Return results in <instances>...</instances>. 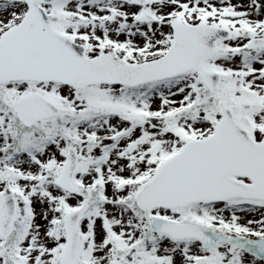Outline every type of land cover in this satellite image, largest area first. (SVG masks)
I'll list each match as a JSON object with an SVG mask.
<instances>
[{"label":"snow or ice","instance_id":"obj_1","mask_svg":"<svg viewBox=\"0 0 264 264\" xmlns=\"http://www.w3.org/2000/svg\"><path fill=\"white\" fill-rule=\"evenodd\" d=\"M0 264H264V0H0Z\"/></svg>","mask_w":264,"mask_h":264}]
</instances>
